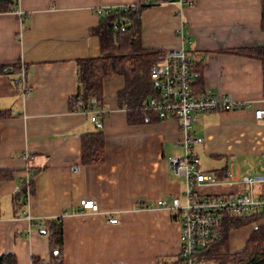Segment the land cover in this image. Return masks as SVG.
<instances>
[{"label":"crops","instance_id":"obj_1","mask_svg":"<svg viewBox=\"0 0 264 264\" xmlns=\"http://www.w3.org/2000/svg\"><path fill=\"white\" fill-rule=\"evenodd\" d=\"M182 1L183 5L178 4ZM140 0H0V108L14 117L0 119V257L14 254L18 264L34 258L50 263L45 220L64 226V264H176L181 225L168 209L157 207L185 191V180L169 159L182 156L184 135L177 120L141 112L130 123L129 106L118 95L123 77L105 82L98 107L105 116L93 123L83 110H69L78 93L77 61L101 55L97 29L104 10L134 7ZM262 0H178L141 15L142 46L167 51L183 47L200 64L203 89L231 94L239 102L264 107V60L245 49L264 47ZM20 68L30 84L25 96L17 84ZM196 89V88H195ZM194 89V90H195ZM198 95V92L195 90ZM156 95V93H155ZM93 103H95L93 101ZM192 135L200 169L221 171L205 195L239 191L229 180L264 174V125L253 110L195 114ZM101 129L106 157L100 165L82 164V137ZM31 155L33 159L26 158ZM263 156L258 168L241 172L237 156ZM244 159L243 163L247 164ZM34 175L33 192L17 208L14 198ZM94 200L99 211H82ZM116 218L117 224L110 219ZM248 226V225H247ZM254 227L230 232L232 252L242 249ZM44 232V233H43Z\"/></svg>","mask_w":264,"mask_h":264},{"label":"built area","instance_id":"obj_2","mask_svg":"<svg viewBox=\"0 0 264 264\" xmlns=\"http://www.w3.org/2000/svg\"><path fill=\"white\" fill-rule=\"evenodd\" d=\"M178 4L183 5L182 1ZM111 10L106 9L104 12L109 13ZM192 64L190 54L183 47L165 51L164 61L152 66L150 71L152 79L157 82L156 95L144 103L141 112L145 116L152 112L160 120H177L184 135V154L171 157L169 163L175 172L184 178L185 191L170 201L157 202V207L168 209L181 225L177 264H208L203 259V254L223 240L227 220L264 212V174L247 173L239 180L229 174L230 182L236 183L239 191L223 195H205L203 189L216 185L217 178L212 172L200 169V159L194 154V146L203 143L192 135L195 114L253 110L255 121L264 125V107L257 108L252 102H239L231 94L221 95L206 91L201 96L196 95ZM17 84L25 96L30 94L31 87L23 73ZM94 102L92 107L83 111L90 116L93 123H98L105 112L98 109L99 102ZM26 158L33 159L31 155ZM25 180L27 185H30V175ZM80 206L82 211H99L94 200H82ZM110 223L117 224L118 220L112 218Z\"/></svg>","mask_w":264,"mask_h":264},{"label":"trees","instance_id":"obj_3","mask_svg":"<svg viewBox=\"0 0 264 264\" xmlns=\"http://www.w3.org/2000/svg\"><path fill=\"white\" fill-rule=\"evenodd\" d=\"M176 1L178 0H140V4L136 7L118 8L112 9L109 13L104 12L105 16L100 26L92 31L100 39L101 55L77 61L79 89L78 93L68 102L70 111L87 110L94 105V100L96 103L101 102L105 82L114 76H120L125 79L126 87L119 93L118 98L121 105L127 104L130 107L129 122L145 121L141 116V109L144 103L155 96L157 91V82L152 79L150 71L152 66L164 61L165 51L143 48L141 15L146 9ZM261 28L264 31V0H262ZM243 52L264 60V47L245 49ZM199 67L200 64L193 63L191 68L194 76L193 87L196 88L198 96H201L206 93V90L203 89ZM7 68L0 67V75L4 74ZM22 71L20 68H13L12 74L19 75L16 80L21 77ZM12 117H14L12 110L0 108V119ZM101 128L100 125L99 131L85 134L82 137L83 165H100L105 161L106 139ZM214 173L219 178L222 172ZM12 177V172L0 170V182ZM34 177V175L30 176V185H27L24 180L25 186L16 194L14 205L17 208L22 207L29 195L32 194ZM251 224L254 225V229L244 247L232 252L230 232ZM42 230L49 237L50 263L64 264L63 222L60 219L45 220ZM203 259L208 264H264V212L227 220L223 240L203 254ZM40 263H43L41 258L33 259V264ZM0 264H18V260L14 254H5L0 257Z\"/></svg>","mask_w":264,"mask_h":264},{"label":"rangeland","instance_id":"obj_4","mask_svg":"<svg viewBox=\"0 0 264 264\" xmlns=\"http://www.w3.org/2000/svg\"><path fill=\"white\" fill-rule=\"evenodd\" d=\"M259 158H263V156H244V155H240V156H237V158H233V161L236 163L237 166H239L240 170L242 173H244L247 169H252V170H256L258 168V165H257V161ZM244 159H247L248 162L247 164H244L243 163V160ZM245 227H250V228H253L254 225H248V226H245Z\"/></svg>","mask_w":264,"mask_h":264},{"label":"water","instance_id":"obj_5","mask_svg":"<svg viewBox=\"0 0 264 264\" xmlns=\"http://www.w3.org/2000/svg\"><path fill=\"white\" fill-rule=\"evenodd\" d=\"M95 101V100H94ZM44 233V232H43Z\"/></svg>","mask_w":264,"mask_h":264}]
</instances>
